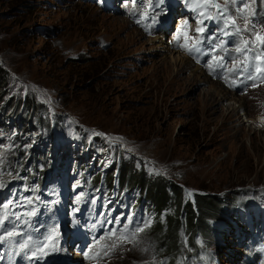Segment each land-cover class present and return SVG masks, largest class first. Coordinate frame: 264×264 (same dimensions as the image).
<instances>
[{
	"label": "rangeland",
	"instance_id": "rangeland-1",
	"mask_svg": "<svg viewBox=\"0 0 264 264\" xmlns=\"http://www.w3.org/2000/svg\"><path fill=\"white\" fill-rule=\"evenodd\" d=\"M130 1L129 7L126 0H114L111 7L105 0H0V64L9 77L5 100L22 105L27 99L31 108L20 110L23 118L0 122V193L17 189L44 206L55 196L56 201L61 198L68 178L67 192L77 195L75 202L86 201L89 216L95 215L96 198L102 212L124 201L116 210L120 216L106 224L104 256L90 264H264L257 254L254 262L248 256L250 246L260 250L258 238L250 235L263 237L258 226L264 220V86L255 87L264 80L233 89L235 77L224 79L215 85V106L208 93L212 77L192 83L187 81L190 72L184 71L175 86L170 79L161 80L160 60L166 54L154 48L171 36L167 32L157 42L154 30L160 26L148 30L140 22L149 0ZM175 1L176 10L201 0H173V6ZM247 2L264 17V0H235L237 5ZM250 19L234 16L231 30L243 32L247 23L254 47L233 57L228 73L255 65L260 32ZM237 40L243 44L245 38L239 33ZM224 85L233 92L221 98L218 91ZM257 91L262 99L242 101L233 122L210 139L229 118L230 104H240L234 97ZM121 157L126 170H136L134 178L144 173L171 186L173 193V185L179 184L186 203L197 204L209 194L204 216L195 220L194 228L185 223L173 239L169 231L159 236L151 229L153 223L134 230L127 219L141 196L139 188L125 191L123 177V183L111 178L115 189L100 183L105 172L113 176ZM159 217L154 213V221ZM181 220L185 222V215ZM71 251L64 249L85 264Z\"/></svg>",
	"mask_w": 264,
	"mask_h": 264
},
{
	"label": "bare ground",
	"instance_id": "bare-ground-1",
	"mask_svg": "<svg viewBox=\"0 0 264 264\" xmlns=\"http://www.w3.org/2000/svg\"><path fill=\"white\" fill-rule=\"evenodd\" d=\"M167 2V1H166ZM126 3L128 4V6L130 7V0H126ZM169 2L165 3V6H162V9H159L158 7L156 8V11H154V8L151 7L149 8V10L146 12L148 15H151L152 19L151 22H149L146 25V28H148L149 30H154L155 28H158L160 26V28L158 30H154V34H156V39L158 40L157 42H159V40L162 39L163 42V37L165 36V33H167V35L169 36V33L172 31L173 27L175 28L177 25V19L178 17L181 18L184 15H182L179 11V9H173L172 7L169 6L168 4ZM202 4L204 6L207 5V2L205 0H202ZM113 6V3L111 4V7ZM173 9V10H171ZM168 11V13H167ZM180 15V16H177ZM132 19H130L132 22H134L135 24L138 23L136 17L131 16ZM176 21V23H175ZM202 22V19H200L197 22V26ZM175 25V26H174ZM143 27H145L143 25ZM157 31V32H155ZM230 33H234L229 31ZM236 35V34H235ZM235 35H232L233 38H235ZM169 38V37H168ZM165 40L163 44H158L156 45V47L154 48L155 50H157L158 53H162V54H166V56L164 57V59L160 60L161 61V69L159 70V78L163 81H165V79H170V85L175 86L178 82H180V77L183 75L184 71L190 72L189 76L190 78L187 81H191L193 82H207L209 81V79L212 80V74L210 73L209 70H207L204 66L196 63L190 56H188L185 52V50L181 49H175L174 46L172 45V40L169 39ZM239 47H242L241 45ZM173 68H175V74L173 75V77H171V72L173 71ZM177 68V69H176ZM212 77V78H210ZM236 80H234L235 82ZM220 79L217 80H213L214 86L213 88L211 87L210 90L208 91L210 99H211V103L212 106H215L214 101L217 98V88L215 85H220L221 84ZM181 83V82H180ZM264 86V83L258 85L255 87L256 90L261 89ZM174 91V88H173ZM231 92H233L231 90V88L226 87V85H224L223 87H220L219 91H218V95L221 96V98L226 97L228 94H230ZM261 91H257L253 94L247 93L245 95H243L242 98L237 99L236 96L234 97V99H236L240 104H234L231 103L230 106L227 108V112L226 114H228L229 118H226L224 120V123L222 124V126H217L215 128V130L213 131L212 135L210 136V139H213L214 137H216L218 134L220 135V131L222 129L225 128L224 124H230L233 122V112L237 111V108L242 107V101H251V102H256L258 101V99H262V94L260 93ZM211 122L214 120H210ZM219 132V133H218ZM205 137V136H204ZM203 137V138H204ZM156 138V136H154V139ZM56 171V170H55ZM62 170H59L58 174H61ZM68 178L65 179L64 181V185L68 186ZM118 201V200H117ZM120 205H124L125 202L121 201L119 202ZM63 223H65L63 221ZM260 229H262L264 227V221L261 222V224L258 226ZM256 234V233H253ZM253 234L250 235V238H258L257 236L255 237ZM57 240L59 241V243H65V245H62V247L60 248H56L54 254L52 255V258H54V261L52 263H45V264H78V261H74L72 259L71 256H68L64 253V249L65 248H71L68 246L69 241H70V234L68 233L67 229L64 228L63 224L62 226L59 225V235L57 236ZM241 242H243V239H241ZM67 245V246H66ZM12 247H16V253L21 254L22 250H23V246H16L13 245ZM248 248V247H247ZM250 251L248 253L249 259H251L250 261H256L258 260V257L256 256V254L258 256L261 257L260 252L256 251L255 249H252L250 246ZM75 253V251H71V254ZM20 256V255H19ZM76 257H78V259L80 258L79 255H76ZM263 258V257H261ZM96 260V253H94L92 255V257L89 258L87 264H89L92 261ZM250 264V263H249Z\"/></svg>",
	"mask_w": 264,
	"mask_h": 264
},
{
	"label": "trees",
	"instance_id": "trees-1",
	"mask_svg": "<svg viewBox=\"0 0 264 264\" xmlns=\"http://www.w3.org/2000/svg\"><path fill=\"white\" fill-rule=\"evenodd\" d=\"M8 82V73L6 69L0 64V122H7L9 120L14 121L15 119L23 118L24 114L20 113V110L22 109L23 112L26 109L31 110L27 99L23 100L24 102L22 103V105H20L19 103L15 104L12 100H5V97H7V94L9 93ZM122 162L123 158L121 157L119 158V164H116V169L113 173V176H109L105 172L102 175L101 179L103 180L100 183L106 184L107 182H109L110 186H112L113 182L110 183L112 180L111 178L118 177L120 182L123 183V177L124 181L126 180L124 183L126 187V189H124L125 191H131V187H133V189L139 188V191H141V196L136 201V203L139 205H142L143 203L149 204L148 212L153 216V220L151 222L153 224L151 229L153 231L154 229H156V231L159 232V236H162L164 233L166 234V232L169 231L171 239H173L174 237H177V234L181 230H183L185 223L187 225H190L191 228H194L195 220H198L199 218L204 216L203 205L205 202H208L207 199H209V194H207V196H202L201 200L198 201L197 204L195 203L193 205V203L191 204L190 202L186 203L183 198L184 194L182 192V188L179 184L176 183L173 185V189L175 190L173 193L171 191V186H168L167 184L162 182V180H159L157 182L152 179H148V177L144 173H142L141 175H137L138 177L134 178V175H132L133 173H136L134 167L126 170L125 166H122ZM78 167L79 165H77L76 168ZM65 168L66 166H63L61 169L64 170ZM170 192L173 194L172 197H169L171 195ZM173 209L174 211L172 212ZM195 210L197 212H195ZM154 213H156L157 216H160L155 221ZM163 215H165V218L163 217ZM183 215H185V222H182L181 220ZM179 221H181L182 224L178 226ZM177 227H179L178 230H176ZM166 249L168 250V246Z\"/></svg>",
	"mask_w": 264,
	"mask_h": 264
},
{
	"label": "snow or ice",
	"instance_id": "snow-or-ice-1",
	"mask_svg": "<svg viewBox=\"0 0 264 264\" xmlns=\"http://www.w3.org/2000/svg\"><path fill=\"white\" fill-rule=\"evenodd\" d=\"M158 2H162V0H158ZM233 2L235 3V0H233ZM240 3H243V0H240ZM216 7L219 8L218 5H217ZM245 7H247V5H245ZM217 15L220 16L221 20L224 19V16H223L222 13L218 12ZM212 19H214V18H212ZM228 20H229V23H225V24H224V27L221 29V32L223 33V35H224V36H229V35L239 34V33L241 32V29L238 28V27L235 28V33H230V32H228V31H226V29H227L229 26H233V27H235V24H236L235 20L231 19L230 17L228 18ZM248 27H249V25L246 23V24H245V28H244V30L246 31V30L248 29ZM253 27H254V26H253ZM197 31L199 32V31H201V29L198 28ZM256 39L259 40V41L261 42L262 47H264V37L257 35V36H256ZM221 47H223V44H221ZM253 47H254V44H253L252 41L244 40V41H243V47H237V48L235 49V51H236L237 53H244V54H246V53H248V52H252ZM188 51L191 52V51H193V49H192V48H189ZM253 55H255V53H253ZM252 66H254V65H252ZM233 70H235V69H233ZM248 78H252L250 74H249V77H248ZM2 186H3V185L0 184V187H2ZM9 203H11V202H9ZM32 214H33V213H29V215H32ZM145 227H147V225H145ZM142 230H143V229H138V231H142ZM15 235H17V233H15V232H8V233H7V236H0V241H3V240H5V239H8V238H10V237H12V236H15ZM133 235H135V233H133ZM49 239H51V237H49ZM27 246H28L27 244L24 245V247H27ZM53 247H54V245H53ZM41 251H43V250L41 249Z\"/></svg>",
	"mask_w": 264,
	"mask_h": 264
},
{
	"label": "water",
	"instance_id": "water-1",
	"mask_svg": "<svg viewBox=\"0 0 264 264\" xmlns=\"http://www.w3.org/2000/svg\"><path fill=\"white\" fill-rule=\"evenodd\" d=\"M169 36H170V34H169Z\"/></svg>",
	"mask_w": 264,
	"mask_h": 264
}]
</instances>
